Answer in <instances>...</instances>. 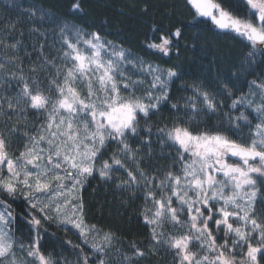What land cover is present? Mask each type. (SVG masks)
<instances>
[{"label":"snow or ice","instance_id":"obj_1","mask_svg":"<svg viewBox=\"0 0 264 264\" xmlns=\"http://www.w3.org/2000/svg\"><path fill=\"white\" fill-rule=\"evenodd\" d=\"M188 3L197 16L206 17L217 28L246 40L252 49L248 53L250 62L257 55L264 56V0H244L245 7L250 9L244 16L234 14L218 0ZM79 9L77 2L73 10ZM25 11L29 19L53 26V32L58 27L62 55L60 64L45 56L39 66L43 70L45 65H51L55 70V75L48 78L47 93L37 76L31 77L29 83L22 64H17L18 72L4 71V83H9V76L18 81V92L12 98L0 97V107L6 101L9 109H34L43 113L45 120L36 134L25 133L27 142L18 156L9 153L6 137L0 133V194L13 201L24 200L28 206L25 222L32 233L28 244L17 239L16 216L7 200L0 199V264H57L40 247L41 233L47 232L44 225L48 223L70 225L78 230L83 244L93 254H101L92 264H107L105 257L116 238L85 223L78 193L94 173L111 180L113 172L120 169L126 171L128 179L118 187L138 188L141 183L147 186L142 215L150 228L151 244L171 251L176 264H264V210L257 212L256 208L257 202L264 205V82H251L260 95L259 103L241 96L231 104L233 110L238 106L250 108L254 116L250 118L243 111L239 115L226 114L234 130L232 135L247 128L246 138L233 139L223 131L194 132L180 123L158 128L164 141L178 149L179 171H168L157 182L154 175L140 167L139 149H133L128 138L139 134L140 118L149 117L169 99L170 82L179 73L130 57L126 49L106 41L98 32L86 34L47 12L37 16L39 10L35 8ZM8 27L15 29V24ZM31 31L46 36L39 28ZM181 35L179 28L171 33L176 38ZM160 41L148 47L167 55L172 39L161 36ZM21 43L0 40L5 50H18ZM40 51L43 52V45ZM18 59L9 57L10 61ZM129 66L141 76H151L143 95L137 92L145 82L142 78L132 79L127 71ZM5 69L6 65L0 63V70ZM30 71L36 73L37 66L33 65ZM252 88L249 94L255 95ZM53 91L55 97L51 95ZM194 91L207 110L216 111L217 102L209 92L195 86ZM188 107L198 111L192 98ZM109 142L119 147L104 159ZM122 157L133 162L135 172L127 168ZM153 183L159 195L152 190ZM165 225L172 232L165 231ZM220 233L221 243H217ZM98 238L101 243L96 242ZM73 247L80 249V264H89L90 257L80 245ZM131 248L132 255L124 254L122 258L127 264H135L147 254L135 243ZM17 249L30 261L18 259Z\"/></svg>","mask_w":264,"mask_h":264},{"label":"trees","instance_id":"obj_2","mask_svg":"<svg viewBox=\"0 0 264 264\" xmlns=\"http://www.w3.org/2000/svg\"><path fill=\"white\" fill-rule=\"evenodd\" d=\"M77 2L80 9L73 10V5ZM218 2L240 16L250 11L245 7L243 0ZM29 8L38 9L37 16L39 12H47L62 22L82 29L86 34L98 32L106 41L126 49L130 57H139L146 63L159 66L162 70L173 68L179 73L178 77H174L170 82L169 99L163 102L158 110L151 112L149 117L140 118L139 134L128 138L133 149H139L140 167L147 174L154 175L157 182L163 179L166 172L179 171V161L176 159L178 149L171 146L170 142L164 141L157 131L158 128L180 123L187 125L194 132L223 131L233 139L245 137L247 128L232 135L234 130L226 114L239 115L243 111L250 118L255 115L250 108L242 106L233 110L231 104L234 99L241 96H247L254 103L260 102V95L252 88L251 82L253 80L257 83L264 82V56L257 55L250 62L248 53L252 49L249 43L234 34H226L210 22L201 19L188 0H0V40H5L8 44L15 43L16 40L22 41L19 49L15 51L11 48L5 50L0 44V63L6 65L5 70H0V84H3L0 88V97L12 98L18 92V81L12 80L9 76L6 78L9 83H4V71L18 72L17 64H22L23 74L29 79V83L31 77L37 76L42 81L41 88L47 93L48 78L55 75V70L51 65H45L43 70L39 68L43 64V57L46 56L49 60L55 58L57 64L61 63L58 27L53 32V26L29 19V13L25 11ZM12 24H15V29L8 27ZM34 27L45 32L46 36L31 31ZM177 28L182 33L179 38L171 36ZM161 36H169L172 39L171 50L167 55L158 49L148 47L150 43H160ZM12 56L19 59L10 61L9 57ZM33 65L38 68L36 73L30 71ZM127 71L132 79L144 80V85L137 92V95H143L151 76L147 74L141 76L130 66ZM194 86L209 92L215 98L217 102L215 112L206 109L202 98L194 91ZM250 88L255 95L249 94ZM51 95L55 97L56 93L53 91ZM190 98L195 100L197 112L188 107ZM173 104L177 107L173 108ZM22 107L27 108L26 105ZM44 120L43 113H38L34 109L26 111L9 109L5 101L0 107V133L6 137L9 153L18 156L27 142L25 133L36 134ZM118 147L115 143L109 142L108 150L103 154L104 159H108ZM122 159L128 169L136 171L131 160L126 157ZM127 179L124 169L114 171L111 180H105L98 173H94L87 178L78 193L83 202L85 223L102 230V234L112 233L116 238L113 241L114 247L108 250L105 257L107 264L121 262L127 264L122 258L124 254L132 255L133 243L147 253L136 260L135 264H176L171 251L163 246L156 248L151 244L150 228L145 224L142 215V209L146 204L144 194L147 186L143 183L138 188L117 186L122 180ZM151 188L159 195L155 183ZM4 199H7L16 216L17 239L25 244L30 243L32 233L25 222L28 214L27 204L22 198L16 201L10 197ZM173 205H176L175 200ZM256 208L257 212H260L264 210V205L257 202ZM44 228L47 232L41 233V250L45 255L50 253L57 264H80V249L73 245H80L84 253L89 255V264L101 255L93 254V250L83 244V238L78 232L66 231L54 223L45 224ZM164 230L172 232L168 225H165ZM221 235L223 233L217 236V243H221ZM68 241H71V244ZM96 242L101 243L99 238ZM149 248H154L155 251H148ZM193 250L199 251L196 248ZM237 256L241 258L239 251ZM17 257L30 261V258L19 249Z\"/></svg>","mask_w":264,"mask_h":264},{"label":"rangeland","instance_id":"obj_3","mask_svg":"<svg viewBox=\"0 0 264 264\" xmlns=\"http://www.w3.org/2000/svg\"><path fill=\"white\" fill-rule=\"evenodd\" d=\"M244 1V0H243ZM6 196H4L3 194H0V199H4ZM7 200V199H6ZM8 203V202H7ZM62 229H64V230H72V231H74V233L75 232H78V230H76L75 228H72L70 225L69 226H60Z\"/></svg>","mask_w":264,"mask_h":264},{"label":"water","instance_id":"obj_4","mask_svg":"<svg viewBox=\"0 0 264 264\" xmlns=\"http://www.w3.org/2000/svg\"><path fill=\"white\" fill-rule=\"evenodd\" d=\"M193 8V7H192ZM194 9V8H193ZM195 10V9H194ZM202 19H204V20H207V21H209L211 24H213L208 18H206V17H201ZM214 25V24H213ZM215 26V25H214ZM219 29V28H218ZM219 30H221V29H219ZM223 32H225L226 34L227 33H230V34H235V33H232V32H228V31H225V30H222ZM236 35V34H235Z\"/></svg>","mask_w":264,"mask_h":264}]
</instances>
